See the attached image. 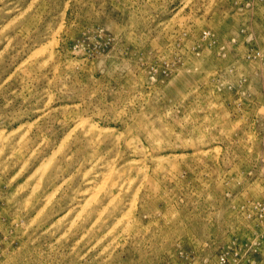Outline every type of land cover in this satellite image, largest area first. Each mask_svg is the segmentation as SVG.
I'll return each instance as SVG.
<instances>
[{"label":"rangeland","instance_id":"rangeland-1","mask_svg":"<svg viewBox=\"0 0 264 264\" xmlns=\"http://www.w3.org/2000/svg\"><path fill=\"white\" fill-rule=\"evenodd\" d=\"M0 264H264V0H0Z\"/></svg>","mask_w":264,"mask_h":264}]
</instances>
